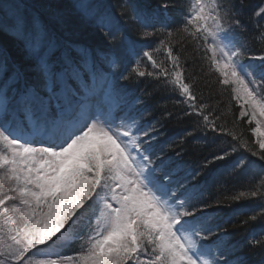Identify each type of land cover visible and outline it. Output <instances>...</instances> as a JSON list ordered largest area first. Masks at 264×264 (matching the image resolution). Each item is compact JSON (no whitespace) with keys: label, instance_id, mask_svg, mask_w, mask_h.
<instances>
[{"label":"snow or ice","instance_id":"6c2138e0","mask_svg":"<svg viewBox=\"0 0 264 264\" xmlns=\"http://www.w3.org/2000/svg\"><path fill=\"white\" fill-rule=\"evenodd\" d=\"M176 7L0 0V35L25 54L21 64L0 43V264H248L237 255L243 246L220 234L227 229L209 224L211 205L194 203L153 159L154 137L118 81L148 78L178 96L177 115L195 118L187 135L212 134L220 145L204 167L248 153L233 171L255 174L230 199L257 203L242 225L264 222V48L252 54L244 39L251 32L264 44V0H184L172 27ZM73 17L93 29L89 38L102 36L97 47L76 43ZM197 59L230 91L251 141L228 126L231 105L218 111L198 87L202 77L187 71ZM76 241L77 253L61 255ZM246 246L264 264V230Z\"/></svg>","mask_w":264,"mask_h":264},{"label":"trees","instance_id":"16d2710c","mask_svg":"<svg viewBox=\"0 0 264 264\" xmlns=\"http://www.w3.org/2000/svg\"><path fill=\"white\" fill-rule=\"evenodd\" d=\"M23 2L31 3L32 0H23ZM61 2L70 8L73 0H61ZM104 2L116 5L118 0H104ZM145 2L156 7L160 0H145ZM175 2L177 7L170 12L172 20L175 22L171 25L172 27H175L180 21V6L184 0H175ZM260 2L261 0H246V3L253 6ZM73 24L76 28V34L73 37L76 43H87L94 48L99 45L102 36L97 33L94 38H89L93 29L86 22L73 17ZM244 39L248 41L252 54H261L260 49L264 48V44L254 38L251 32L246 34ZM0 43L9 46L10 53L15 60L21 64L25 62V54L12 45L10 37L0 35ZM144 43L154 47L151 41ZM251 62L259 63V61ZM187 71L195 72L202 77L198 81V87L204 92L206 99H209L213 104H218V111L231 105V114L227 117L228 126L232 127L235 123L236 131L251 141L253 138L249 131L250 126L245 122L246 118H239L240 110L235 102L231 101L230 91L221 93L219 86L214 82V75H203L198 59L195 62L188 61ZM118 84L123 87L127 95L132 113L141 116L142 127L146 128L150 132V136L154 137L149 142L153 146V159L156 160V163L163 162L165 169L172 172L173 180L185 183L192 190L194 203L201 207L205 203L211 205V207L203 209L204 214L209 218V224L213 227L219 225L221 228L227 229L226 233L221 232L220 234L226 235L229 243L243 246L237 252L238 256L246 258L248 264H260L261 255L258 251L250 252L246 242L254 234L258 235L264 230V222L241 224V221L247 219V216L257 209V203L247 200L236 202L230 199L238 192L246 190L251 177L255 174L250 169L233 171V161L240 156H248V153L240 149L227 161H215L204 167L206 158L211 159L212 154L219 150L220 145L212 143L209 138L212 134H209V137H205L200 132H196L192 136L187 135V131L191 129V122L195 118L184 117L181 119L177 115L181 113L183 107L175 102L179 99L178 96L173 98L166 91L156 89L155 82L148 78H137L131 82L119 80ZM138 98L140 102H137ZM168 113H172V115L169 116ZM153 129L155 131H152ZM219 139L230 141V137H220ZM197 171L201 174L192 179ZM217 201L220 203L218 204ZM80 243V241H76L63 248L61 255H74L80 250Z\"/></svg>","mask_w":264,"mask_h":264},{"label":"rangeland","instance_id":"374dc122","mask_svg":"<svg viewBox=\"0 0 264 264\" xmlns=\"http://www.w3.org/2000/svg\"><path fill=\"white\" fill-rule=\"evenodd\" d=\"M170 16H171V15H170ZM130 114H131L134 118L137 119V121L139 122L140 126L142 127V122H143V120H142L141 116L136 115V114H134V113H132V112H130ZM142 128H143V127H142ZM143 129H144L145 131H147L146 128H143ZM36 146H39V143H38V142H37Z\"/></svg>","mask_w":264,"mask_h":264},{"label":"bare ground","instance_id":"6f19581e","mask_svg":"<svg viewBox=\"0 0 264 264\" xmlns=\"http://www.w3.org/2000/svg\"><path fill=\"white\" fill-rule=\"evenodd\" d=\"M130 112H132V111H130ZM147 130V129H146Z\"/></svg>","mask_w":264,"mask_h":264}]
</instances>
